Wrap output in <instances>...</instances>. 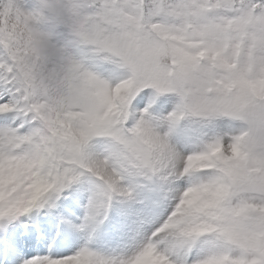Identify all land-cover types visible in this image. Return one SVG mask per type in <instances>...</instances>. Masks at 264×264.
<instances>
[{
  "label": "snow or ice",
  "instance_id": "snow-or-ice-1",
  "mask_svg": "<svg viewBox=\"0 0 264 264\" xmlns=\"http://www.w3.org/2000/svg\"><path fill=\"white\" fill-rule=\"evenodd\" d=\"M0 264H264V0H0Z\"/></svg>",
  "mask_w": 264,
  "mask_h": 264
}]
</instances>
